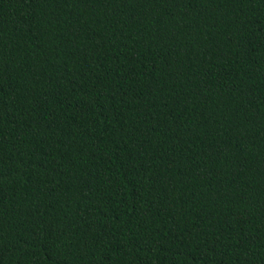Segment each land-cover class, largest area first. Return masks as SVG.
Masks as SVG:
<instances>
[{
  "label": "trees",
  "instance_id": "trees-1",
  "mask_svg": "<svg viewBox=\"0 0 264 264\" xmlns=\"http://www.w3.org/2000/svg\"><path fill=\"white\" fill-rule=\"evenodd\" d=\"M0 264H264V0H0Z\"/></svg>",
  "mask_w": 264,
  "mask_h": 264
}]
</instances>
